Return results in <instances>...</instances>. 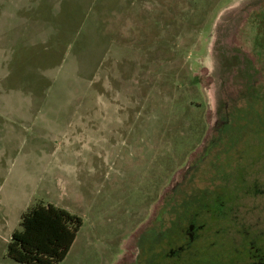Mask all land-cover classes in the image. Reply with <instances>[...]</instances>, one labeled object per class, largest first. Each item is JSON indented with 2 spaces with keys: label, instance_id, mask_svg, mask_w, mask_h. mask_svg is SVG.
Instances as JSON below:
<instances>
[{
  "label": "rangeland",
  "instance_id": "374dc122",
  "mask_svg": "<svg viewBox=\"0 0 264 264\" xmlns=\"http://www.w3.org/2000/svg\"><path fill=\"white\" fill-rule=\"evenodd\" d=\"M1 18L0 264H21L8 231L38 204L83 219L62 264H134L239 89L225 56L264 40V0H0ZM235 114L226 162L264 147L262 106Z\"/></svg>",
  "mask_w": 264,
  "mask_h": 264
},
{
  "label": "flooded vegetation",
  "instance_id": "af4514ba",
  "mask_svg": "<svg viewBox=\"0 0 264 264\" xmlns=\"http://www.w3.org/2000/svg\"><path fill=\"white\" fill-rule=\"evenodd\" d=\"M262 77L253 89L243 88L241 78L226 97L206 154L163 197L153 222L157 240L140 239L134 264H264V147L258 155L223 157V144L231 146L235 125L244 121L235 113L242 106L264 110ZM217 150L223 154L215 156Z\"/></svg>",
  "mask_w": 264,
  "mask_h": 264
},
{
  "label": "trees",
  "instance_id": "16d2710c",
  "mask_svg": "<svg viewBox=\"0 0 264 264\" xmlns=\"http://www.w3.org/2000/svg\"><path fill=\"white\" fill-rule=\"evenodd\" d=\"M256 46L254 58L244 57L238 51L225 56L227 71H236L239 84L244 77L246 89H253L258 77L264 74V40ZM256 58L260 63L253 62ZM82 226L83 219L66 209L52 204L35 205L22 215L20 229L13 233L8 245V256L21 264H62Z\"/></svg>",
  "mask_w": 264,
  "mask_h": 264
},
{
  "label": "crops",
  "instance_id": "0c3cea01",
  "mask_svg": "<svg viewBox=\"0 0 264 264\" xmlns=\"http://www.w3.org/2000/svg\"><path fill=\"white\" fill-rule=\"evenodd\" d=\"M3 22V18H1V20H0V22ZM0 29L2 30L3 29V26H1L0 27ZM0 33H2V32H0ZM4 108H2V109H0V114H8V115H13V114H15V111L12 109V110H3ZM30 209V208H29ZM25 213V211L23 212V213H21L20 215H17L14 219H16V221H17V223H19V225H20V221H21V217H22V215ZM7 230H8V227H7ZM17 229L15 228L14 229V231H8V240H7V242H8V244L10 243V241H11V238H12V235H13V233L16 231Z\"/></svg>",
  "mask_w": 264,
  "mask_h": 264
}]
</instances>
